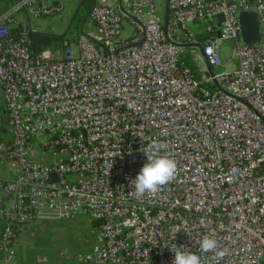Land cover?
<instances>
[{"label":"built area","instance_id":"2783aa9c","mask_svg":"<svg viewBox=\"0 0 264 264\" xmlns=\"http://www.w3.org/2000/svg\"><path fill=\"white\" fill-rule=\"evenodd\" d=\"M155 1L91 0L95 30L83 26L77 56L65 41L59 58L48 48L32 55L29 34L30 16L61 5L0 6L9 134L0 160L16 170L0 184L6 253L45 216L86 214L94 244L62 250L68 264H264V0H165L161 14ZM251 10L260 42L247 46L237 16ZM192 23L204 24L203 37ZM226 39L235 43L232 72L218 54ZM185 47L211 71L193 72ZM35 146L47 162L30 158Z\"/></svg>","mask_w":264,"mask_h":264},{"label":"rangeland","instance_id":"374dc122","mask_svg":"<svg viewBox=\"0 0 264 264\" xmlns=\"http://www.w3.org/2000/svg\"><path fill=\"white\" fill-rule=\"evenodd\" d=\"M9 0H1L0 6L6 4ZM51 2L55 1L62 6V11L59 14H55L47 17H38L35 18L30 16V26L31 30L35 33L40 34H49L59 36L63 34L70 22L71 17L74 12L77 10L78 6L82 3L83 0H50ZM109 5H115L117 0H105ZM91 0H85L80 6L77 16L65 32V34L59 39H52L47 47L52 51L56 58L61 56V49L65 41L69 42L72 45L73 53L77 56V40L78 36L81 33V21L85 13L91 9ZM165 7V0H156L155 8L159 10L161 14ZM15 19L20 22L21 26L27 27L26 18L17 14ZM188 30L196 36H204V24L203 23H192L187 25ZM84 29L86 31H94L95 28L90 18L85 22ZM69 30V31H68ZM132 34V28L129 24H124V30L122 31V37H129ZM235 49V43L231 39H226L222 41L219 46L218 54L224 63V70L226 72H232L237 68L236 59H231V51ZM193 51V52H191ZM198 53V49L185 47L182 59L187 63V66L192 69L193 72H196V67L200 71H203L206 67L204 65L196 64V61L193 60V57ZM6 138L9 134L5 135ZM34 152L30 158L38 162H47L49 159L41 153L38 147L33 148ZM37 222V221H36ZM35 222V223H36ZM93 222V219L89 215H77L76 217H52L45 223L44 227L33 226L35 231L40 233L42 230L49 232V238L46 242L49 245L48 250L52 249H69L72 247H81L85 238L90 231V224ZM43 224V223H42ZM34 239V238H33ZM70 255L77 254L71 253L70 250H66Z\"/></svg>","mask_w":264,"mask_h":264},{"label":"crops","instance_id":"0c3cea01","mask_svg":"<svg viewBox=\"0 0 264 264\" xmlns=\"http://www.w3.org/2000/svg\"><path fill=\"white\" fill-rule=\"evenodd\" d=\"M53 2L56 3L55 1ZM195 76L197 79H202L199 74H195ZM3 116H5V108L2 94L0 92V120ZM6 134H8V130ZM15 174L16 170L12 168L9 163L0 160V184L7 180H11L15 177ZM49 218L52 217L45 216L39 219L36 223L30 224L21 229L15 244L11 248L10 254L0 248V264H68L69 261L61 256L62 250H70L71 253H84L91 249L96 234V224L94 221L91 222L90 231L81 247L48 250L47 248H49V245L46 240L49 238V232L42 230L38 233V230L35 231L33 226L36 225L38 228L44 227Z\"/></svg>","mask_w":264,"mask_h":264},{"label":"water","instance_id":"95a60500","mask_svg":"<svg viewBox=\"0 0 264 264\" xmlns=\"http://www.w3.org/2000/svg\"><path fill=\"white\" fill-rule=\"evenodd\" d=\"M84 1L85 0L82 1V3L78 6L77 10L74 12L65 32L67 31V29L69 28V26L71 25V23L73 22L75 17L77 16L78 10ZM89 15H90V11L87 12L83 16L82 21H81V28L84 26L85 22L88 20ZM218 19L220 21H222V16L220 15L218 17ZM167 20H168V6L166 5L165 13H164L165 25L167 24ZM237 21H238V27H239V40H240V42L243 45H247V46L258 44L260 42V26H259V20H258L257 13L253 10L241 12L237 16ZM65 32L59 36L49 35V34H43V35H45L47 37H53L55 39H59L65 34ZM33 33H35V32H33ZM217 35L218 36L220 35L219 32L217 33ZM194 47L201 50V46L198 44H196ZM206 67H207V70L210 72L211 68L208 65H206ZM7 126H8L7 117L3 116L0 120V136L7 133Z\"/></svg>","mask_w":264,"mask_h":264},{"label":"trees","instance_id":"16d2710c","mask_svg":"<svg viewBox=\"0 0 264 264\" xmlns=\"http://www.w3.org/2000/svg\"><path fill=\"white\" fill-rule=\"evenodd\" d=\"M71 29V27L69 28V30ZM21 30V27L18 26V27H10L9 28V31L10 32H17ZM68 30V31H69ZM29 37H30V41H31V46H30V52L32 55H37L41 50H43L44 48L47 47V44L52 40V39H55L53 37H47L43 34H40V33H30L29 34ZM3 140L5 141H8L9 138L5 135H1L0 136Z\"/></svg>","mask_w":264,"mask_h":264},{"label":"flooded vegetation","instance_id":"af4514ba","mask_svg":"<svg viewBox=\"0 0 264 264\" xmlns=\"http://www.w3.org/2000/svg\"><path fill=\"white\" fill-rule=\"evenodd\" d=\"M91 6H92V3H91ZM89 11H90V10H89ZM87 12H88V11H87ZM87 12H86V13H87ZM86 13H85V14H86Z\"/></svg>","mask_w":264,"mask_h":264}]
</instances>
